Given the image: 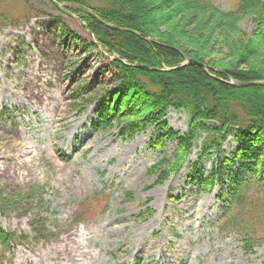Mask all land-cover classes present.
Wrapping results in <instances>:
<instances>
[{
    "label": "rangeland",
    "instance_id": "374dc122",
    "mask_svg": "<svg viewBox=\"0 0 264 264\" xmlns=\"http://www.w3.org/2000/svg\"><path fill=\"white\" fill-rule=\"evenodd\" d=\"M27 2L37 16L20 17L23 0H0V264H264V242L216 231L217 186L203 194L186 185L187 165L153 186L147 171L172 154L174 142L153 147L154 127L132 138L94 128V107H78L75 87L98 69L107 74L101 51L75 46L72 34L87 35L79 23L57 20L48 1ZM213 2L228 11L238 0ZM238 26L251 32L249 17ZM164 121L184 133L188 119L169 110ZM223 148L227 155L236 144L230 138ZM198 156L193 149L187 163ZM209 167L203 157L197 172ZM99 191L105 212L83 211L81 202ZM74 228L78 246L53 259L57 237Z\"/></svg>",
    "mask_w": 264,
    "mask_h": 264
},
{
    "label": "trees",
    "instance_id": "16d2710c",
    "mask_svg": "<svg viewBox=\"0 0 264 264\" xmlns=\"http://www.w3.org/2000/svg\"><path fill=\"white\" fill-rule=\"evenodd\" d=\"M54 1L81 5L98 19L88 11L54 7L57 20L82 23L78 27L88 40L72 34L75 46L86 44L84 53L100 50L104 59L106 75L98 69L75 87L78 107H94V128L108 133L116 127L122 138H132L154 127L159 134L152 146L174 142L175 149L148 169L155 175L153 186L187 165L186 185H197L203 194L218 187L223 207L216 231L245 244L264 242V86L235 85L264 81V0H238L228 11L213 0ZM23 2L27 14L20 17L39 14ZM244 17L252 23L249 34L238 26ZM186 58L209 69L185 64ZM169 110L187 117L184 133L168 129ZM230 138L236 148L226 155L223 146ZM195 148L197 160L187 163ZM203 157L210 163L205 175L197 172ZM106 199L103 191L94 192L80 205L96 216L105 212Z\"/></svg>",
    "mask_w": 264,
    "mask_h": 264
},
{
    "label": "bare ground",
    "instance_id": "6f19581e",
    "mask_svg": "<svg viewBox=\"0 0 264 264\" xmlns=\"http://www.w3.org/2000/svg\"><path fill=\"white\" fill-rule=\"evenodd\" d=\"M110 26H112V25H110ZM114 28H116V27H114ZM117 29H120V28H116L115 30H117ZM120 30L125 31L124 29H120ZM120 30H118V31H120ZM186 59H189V58H186ZM185 64H187V62ZM203 65H205V64H203ZM208 69H209V67H208ZM258 82H263V81H258ZM255 86H257V85H255ZM248 87H252V86H248ZM80 236H81V230H79L78 228L68 230V231L62 233L61 235H59L56 239V244L54 245V248L50 249V250H52V254H53L52 258L53 259H61L63 257V255L70 254L71 251H73V249L78 246Z\"/></svg>",
    "mask_w": 264,
    "mask_h": 264
},
{
    "label": "water",
    "instance_id": "95a60500",
    "mask_svg": "<svg viewBox=\"0 0 264 264\" xmlns=\"http://www.w3.org/2000/svg\"><path fill=\"white\" fill-rule=\"evenodd\" d=\"M49 1L54 6H56L57 8H59L61 10H65L66 8H74V9H79V10H83V11H88L86 8L82 7L81 5H77V4H74V3H63V4H59V3H56L54 0H49ZM88 12L91 14V16H93L94 18H96V16L91 11H88ZM108 26L111 27V28H113V29H116L113 26H110V25H108ZM117 30H120V29H117ZM120 31H122V30H120ZM89 34H91V33L89 32ZM148 42H150V41L148 40ZM186 62H187V64H193V65L200 66V67H202L205 70L208 69V67L206 65H203L202 63H199V62H196V61H192L190 59H186ZM235 84L237 86H239V87H248V86H255V85H257V86H264V81L263 82H235Z\"/></svg>",
    "mask_w": 264,
    "mask_h": 264
}]
</instances>
